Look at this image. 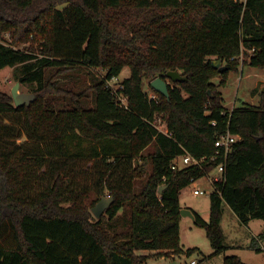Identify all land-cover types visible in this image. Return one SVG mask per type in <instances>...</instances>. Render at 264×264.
<instances>
[{"label":"trees","instance_id":"16d2710c","mask_svg":"<svg viewBox=\"0 0 264 264\" xmlns=\"http://www.w3.org/2000/svg\"><path fill=\"white\" fill-rule=\"evenodd\" d=\"M6 34L35 47L5 42ZM217 59L227 71L212 67ZM245 65L264 69V0H0V70L13 68L34 94L14 107L0 92V118L9 122L0 120V264H143L142 251L177 255L180 193L221 162L209 221L191 210L212 256L226 250L222 205L241 225L264 222V90L257 106L228 112L211 82L220 77L224 86ZM125 67L129 76L115 90L108 83ZM84 69L90 83L79 89ZM168 71L185 82H171L168 99L149 85L150 98L144 80ZM226 133L240 139L212 160ZM23 134L30 142L17 145ZM183 154L205 160L172 170ZM83 159L96 174L88 204L75 182ZM102 197L112 202L96 219L91 209ZM262 240L264 228L249 248L259 252ZM223 264L246 263L225 256Z\"/></svg>","mask_w":264,"mask_h":264},{"label":"rangeland","instance_id":"374dc122","mask_svg":"<svg viewBox=\"0 0 264 264\" xmlns=\"http://www.w3.org/2000/svg\"><path fill=\"white\" fill-rule=\"evenodd\" d=\"M243 1V0H239ZM3 40L5 42H12L13 45L19 48L35 47V44H31L29 40L25 43L16 44L12 41V38L6 34ZM34 41V40H33ZM35 42V41H34ZM90 70L84 69L78 76V88L87 89L90 83L89 73ZM102 74L103 72H92ZM129 69L125 67L118 78L111 83L112 88L116 89L118 84L124 79L128 78ZM60 85L65 83L63 79L57 78ZM221 78L215 77L211 82L217 87V90L221 93L223 98V107L226 111L230 112L234 108H238L242 105L257 106L259 103V93L264 90V69H257L250 66H242L237 69L236 72H230L224 86H220ZM169 85L170 81L166 80ZM151 80H144L143 89L147 92L150 98H154L155 94L149 89V83ZM19 84V92L24 94H33L31 92L32 87L22 85L17 81L13 75V68H3L0 70V92L10 96V91L13 86ZM34 95V94H33ZM11 97V96H10ZM1 120V118H0ZM3 124H9L7 120H3ZM162 131L164 126L159 123L157 125ZM30 142L28 136L23 134L16 144ZM5 140H2L4 143ZM6 143V142H5ZM4 143V144H5ZM3 144V145H4ZM6 145V144H5ZM81 147L84 148V154L87 152V144L81 143ZM151 151V148H147L143 154ZM148 166H145L147 169ZM77 169L82 173L76 178L77 185L80 188H84L88 192V198H85L87 204L91 199H94L92 191L94 190L93 183L96 179V174L92 166V161L87 162L85 159L78 164ZM215 171L210 173V178H213ZM196 185H189L187 188L181 191L179 200L182 209L191 208L196 212L204 221H209V196L207 194L194 196L192 189H201L202 191H210L211 187L206 178H201L196 181ZM107 194V192H105ZM185 206V207H184ZM223 213L220 222V228L224 236V245L226 250L224 253L212 256L213 249L205 235L203 228L194 225L193 220L189 217H181L178 231V243L182 249V252L167 257L154 256L155 251H142L139 254L147 256L146 261L143 264H189L192 260L196 264H223L225 256H236L242 262L246 264H264V240L260 241L259 252L249 248L251 239L259 235L264 228V222L262 220H252L249 228L241 225L232 211L224 204L222 205ZM93 217V216H92ZM93 219H95L93 217ZM187 250H191L187 254Z\"/></svg>","mask_w":264,"mask_h":264},{"label":"water","instance_id":"95a60500","mask_svg":"<svg viewBox=\"0 0 264 264\" xmlns=\"http://www.w3.org/2000/svg\"><path fill=\"white\" fill-rule=\"evenodd\" d=\"M212 67L218 70L219 73L228 70V67L222 64L221 59L213 60L211 63ZM169 80L172 83H182L185 82L186 77L181 76L176 71H168L164 78L157 77L153 79L149 85L150 87L157 93L163 95L168 99V85L169 83L166 81ZM19 84L16 83L10 91V96L13 101L14 107H20L22 105L28 106L34 100L33 94H24L19 92ZM163 187L159 188L158 193L161 192ZM112 199L110 197H102L98 203L91 209L92 215L99 219L102 215H104L105 210L110 206ZM181 217H189L193 220V214L189 209H180Z\"/></svg>","mask_w":264,"mask_h":264},{"label":"built area","instance_id":"2783aa9c","mask_svg":"<svg viewBox=\"0 0 264 264\" xmlns=\"http://www.w3.org/2000/svg\"><path fill=\"white\" fill-rule=\"evenodd\" d=\"M116 79H112L108 85L110 87H112L111 83L113 81H115ZM117 89V88H116ZM115 89V90H116ZM124 102V100H122V103ZM157 129L159 131H162L158 126H156ZM240 139L239 136L237 135H231L230 133H226L224 135H221L215 142L214 146L216 148L215 150V154L212 157V160H215L218 156H223L224 158L227 156V154L231 151V147L234 143H236L238 140ZM205 160V158H201V159H195L192 156H190L189 154H183L180 156H177L176 158H174L171 163H170V168L172 170L175 169H183V168H187V167H200L201 163ZM213 171H215V174L213 176V178H210V174L207 175L205 178L208 181V183L210 184L211 190L210 191H202L201 189L197 188V189H192V194L194 196H199V195H204L207 194L209 196V194L211 193V191L213 190V185L216 182H222L223 180V171H224V164L223 162L219 163L214 169ZM196 181L192 182V185H196ZM189 264H196L195 261H191Z\"/></svg>","mask_w":264,"mask_h":264},{"label":"crops","instance_id":"0c3cea01","mask_svg":"<svg viewBox=\"0 0 264 264\" xmlns=\"http://www.w3.org/2000/svg\"><path fill=\"white\" fill-rule=\"evenodd\" d=\"M179 204L181 205V203H180V200H179ZM181 207V206H180ZM185 207V206H184ZM181 209H182V207H181ZM185 209H189V210H192L193 211V209H191V208H185ZM250 223H251V221L248 223V225H247V227L249 228V225H250Z\"/></svg>","mask_w":264,"mask_h":264}]
</instances>
